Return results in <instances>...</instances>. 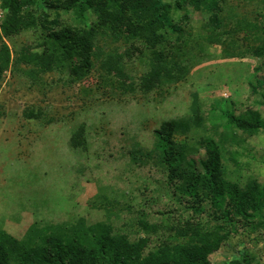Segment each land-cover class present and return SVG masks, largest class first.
<instances>
[{"label": "rangeland", "instance_id": "obj_1", "mask_svg": "<svg viewBox=\"0 0 264 264\" xmlns=\"http://www.w3.org/2000/svg\"><path fill=\"white\" fill-rule=\"evenodd\" d=\"M163 1L171 4L172 21L192 31L189 37L182 35L183 40L188 37L190 54L177 82L162 86L151 74L153 87L144 93L106 84L96 68L75 82L58 71L44 74L38 82L13 67L4 75L0 229L25 238L31 224L110 216L135 238L133 220L147 213L155 222H167L168 214L161 213L169 209L173 211L169 222L177 224L188 213L167 185L166 166L157 155L136 161L131 154L154 148L155 130L172 119L189 125L188 132L176 133L172 140L186 145L187 157L194 158L200 169L209 138L218 147L225 178L242 183L253 178L264 189V0L222 2L235 13V20L261 26L258 36L240 32L237 46L221 31V41L211 35L210 16L216 8L205 0ZM71 2L35 0L33 8L23 7L27 15L33 14L29 21L35 16L42 25L25 27L6 42L13 50L32 45L40 52L37 43L49 31L90 29L94 10L86 8L81 19ZM7 12L0 0V22ZM156 16L146 15L143 30L168 34L167 25ZM126 64L128 76L138 82L149 68L147 60L136 56ZM235 117L245 118L246 126L239 127ZM79 128L83 134L75 145L71 138ZM101 204L112 209L101 210ZM242 226L209 255L212 264L242 261L246 253L264 264V230Z\"/></svg>", "mask_w": 264, "mask_h": 264}, {"label": "trees", "instance_id": "obj_2", "mask_svg": "<svg viewBox=\"0 0 264 264\" xmlns=\"http://www.w3.org/2000/svg\"><path fill=\"white\" fill-rule=\"evenodd\" d=\"M34 1L3 0L8 12L0 22V84L13 68L37 82L51 71L66 73L75 82L96 68L102 71L106 84L117 83L127 91L144 93L153 87L151 74L162 86L183 77L190 54L185 40L192 31L172 21L170 3L163 0H72L70 6L73 4L81 19L85 17L86 8L94 10L95 20L90 29L67 27L49 31L37 43L40 52L32 45L13 50L6 38L20 34L25 27L42 25L35 21V16L29 21L32 13L23 12V7L33 8ZM205 1L216 8L210 16L209 30L218 40L221 41L219 35L224 33L237 46L240 32H245V36L259 35L261 26L253 21L235 20V13L222 4L224 0ZM150 13L157 15L161 25H167L168 34L167 31L146 33L143 30L142 21ZM175 32L178 36L173 35ZM183 33L188 36L185 40ZM135 56L147 60L149 65L139 82L127 72L126 63ZM235 122L241 128L247 123L245 118L236 117ZM189 129L184 121L163 122L155 130L154 148L131 153L136 161L157 155L166 166L167 185L188 213L177 224L169 222L173 212L169 209L161 213L168 214L167 222H155L147 213L133 220L130 225L136 229L135 238L117 227L110 216L106 219L80 216L47 226L31 224L25 238L0 229V264H212L209 255L242 225L254 231L264 230V189L253 178L245 183L225 178L218 147L209 138L206 140L207 159L201 162L200 169L194 158L187 157L186 145L172 140L176 133H186ZM82 130H74L72 144L81 142ZM99 208L106 211L112 206L101 204ZM241 263L257 264L249 253L243 255L242 261L231 262Z\"/></svg>", "mask_w": 264, "mask_h": 264}]
</instances>
